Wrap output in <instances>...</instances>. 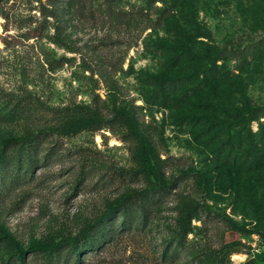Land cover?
<instances>
[{
	"label": "rangeland",
	"instance_id": "obj_1",
	"mask_svg": "<svg viewBox=\"0 0 264 264\" xmlns=\"http://www.w3.org/2000/svg\"><path fill=\"white\" fill-rule=\"evenodd\" d=\"M37 131L0 171V264L142 192L77 264H264V0H0V152Z\"/></svg>",
	"mask_w": 264,
	"mask_h": 264
},
{
	"label": "trees",
	"instance_id": "obj_2",
	"mask_svg": "<svg viewBox=\"0 0 264 264\" xmlns=\"http://www.w3.org/2000/svg\"><path fill=\"white\" fill-rule=\"evenodd\" d=\"M5 103L7 105L10 104V111L15 113L20 112V108L16 106V102L10 103L9 100H6ZM244 112L246 113V119H251L253 117L252 108H246L244 109ZM235 115H239V112H235ZM96 123L95 119L89 117L79 118L76 120V124L80 127L87 126L91 129L99 128ZM44 134L45 131H37L24 141L19 142L14 148V152H11L10 150H3L0 152V171L6 169L8 164L14 160L17 163L16 171H18L22 167L21 157L24 158L26 165H34L37 160L39 145L44 139ZM49 153H51V148H48L47 151L42 154L43 158H45ZM11 179H14V175ZM151 201L152 198L145 192L133 195L132 198H125L121 202L116 203L111 208L107 209L99 220L92 224H88L89 228L87 230L82 231L75 236H68L57 241H53L51 239L38 240L37 242L31 244L28 249L29 251H36L40 253L46 261L45 264H77L78 257L81 253L87 250L96 249L109 237V233L114 230L112 217L114 216L113 213L116 210H118V213L123 216L118 229H124L133 219L131 214L133 206L139 205L141 207V219L143 223L145 222L148 212L141 204ZM195 209L196 208L194 207L192 210L194 213L196 211ZM191 215L192 214H189V212L185 210H181L179 214L180 225L178 233L181 237H184L188 231L186 225L189 218L192 217ZM176 243L182 246L181 238H178ZM17 253L21 258H23L25 251L18 249ZM191 254L192 257L196 258L200 264H221V259L215 254H209L205 251H192Z\"/></svg>",
	"mask_w": 264,
	"mask_h": 264
}]
</instances>
